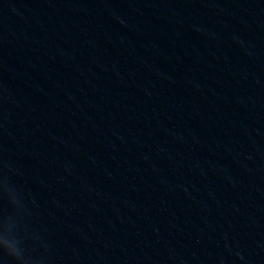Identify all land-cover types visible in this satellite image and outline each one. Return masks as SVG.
<instances>
[{
	"label": "water",
	"instance_id": "obj_1",
	"mask_svg": "<svg viewBox=\"0 0 264 264\" xmlns=\"http://www.w3.org/2000/svg\"><path fill=\"white\" fill-rule=\"evenodd\" d=\"M0 264H264V0H0Z\"/></svg>",
	"mask_w": 264,
	"mask_h": 264
}]
</instances>
